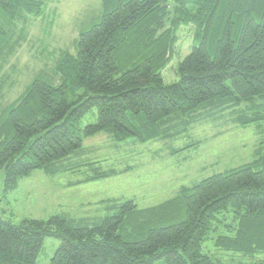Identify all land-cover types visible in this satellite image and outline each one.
<instances>
[{"label":"trees","instance_id":"1","mask_svg":"<svg viewBox=\"0 0 264 264\" xmlns=\"http://www.w3.org/2000/svg\"><path fill=\"white\" fill-rule=\"evenodd\" d=\"M46 8L45 0H0V72L24 39L19 21ZM101 14L80 30L75 53L61 51L53 74L34 77L0 113L5 193L37 169L56 173L100 132L148 142L181 135L204 110H230L242 126L264 119L236 109L264 98V0H101ZM188 24L193 46L177 64L178 79L166 83L162 71ZM93 108L97 121L82 125ZM125 170H97L85 181ZM113 206L94 222L65 213L19 222L0 216V264H37L48 236L62 240L49 264H264L256 258L264 255L262 146L252 161L182 185L157 205L129 198ZM207 240L241 259L210 254Z\"/></svg>","mask_w":264,"mask_h":264},{"label":"rangeland","instance_id":"2","mask_svg":"<svg viewBox=\"0 0 264 264\" xmlns=\"http://www.w3.org/2000/svg\"><path fill=\"white\" fill-rule=\"evenodd\" d=\"M45 1L47 8L42 16L28 15L19 21L24 39L0 72L3 85L0 113L25 91L34 77L53 74L61 51L75 53L80 30L102 15L101 0ZM194 30L193 24L179 28L172 60L162 71L166 83L178 79L177 64L190 52ZM236 109H244L247 114L257 111L263 114L264 98L244 102ZM200 115L192 126L174 138L115 141L108 132H100L86 138L81 149L57 163L56 173L37 169L22 178L19 186L9 193L4 192V174L0 173V216L19 222L24 217L48 218L65 213L75 218H89L90 222L99 221L116 211L114 202L132 198L140 207L157 205L175 196L182 185H192L214 173L252 161L257 148L262 146L264 150V119L242 126L235 122V113L230 110L222 113L204 110ZM96 121L97 109L93 108L81 124ZM196 141L201 143L171 153L173 148ZM110 168L126 170L85 181L95 171ZM61 241L46 237L37 264H49ZM204 250L228 263L242 257L223 255L214 240H207ZM232 256L235 259H230ZM262 256L259 254L256 258ZM155 264L167 263L159 259Z\"/></svg>","mask_w":264,"mask_h":264}]
</instances>
